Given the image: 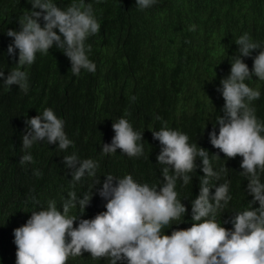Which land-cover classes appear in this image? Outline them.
<instances>
[{"label": "trees", "instance_id": "1", "mask_svg": "<svg viewBox=\"0 0 264 264\" xmlns=\"http://www.w3.org/2000/svg\"><path fill=\"white\" fill-rule=\"evenodd\" d=\"M54 2L65 8L72 0ZM86 3L92 4L101 24L99 33L87 41L92 46L89 58L96 64L95 73L82 70L78 77L74 76L68 58L53 47L49 55L37 53L35 63L22 69L29 74L26 95L17 85L9 89L0 80V264L16 262L13 230L36 210L30 198L35 196L41 208L55 200L59 208L73 190L71 170L65 167L64 156L75 152L81 159L91 158L100 165L97 176L101 183L92 189L90 205L80 217L83 219L106 210V201L98 192L108 174L118 178L131 174L138 182L161 183L162 166L156 160L161 145L153 139L151 130H160L164 121L169 128L186 133L190 143L205 148L210 156L219 154L221 159L212 161L214 170L224 164L228 168L219 183L225 179L231 182L232 200L221 215L222 221H230L252 200L246 192L247 180L239 174L242 157L225 160L210 144L208 132L213 130L216 118L223 115L224 101L217 88L230 72L231 56L238 49L234 40L247 32L264 45V0H157L145 10H139L135 0ZM27 10L31 5L26 0H0V70L5 77L16 67L18 58V50L15 56L7 54L12 38L6 32L19 31L18 19ZM193 24L194 32L189 31ZM258 51L254 50L252 56ZM243 59L251 69L252 58ZM246 83L261 92L253 106L257 117L264 121V82L253 77ZM132 96L135 101L130 99ZM44 108H52L65 121L64 131L74 147L61 151L58 144L38 142L27 150L35 163L21 165L25 120L42 113ZM157 116L161 119L157 120ZM120 117L143 132V156L129 158L119 149L115 154H101L102 144L111 143L115 135L112 123ZM218 130L216 125L217 133ZM196 164L191 183L181 186L182 181L177 182L181 203L188 209L184 222L165 229L167 235L173 229L191 226V201L199 193V177L203 176L199 158ZM36 170L42 175L36 176ZM91 184L92 179L85 177L74 189L77 196L82 198ZM71 214L79 215V208ZM222 226L232 228L230 222ZM67 264L109 262L93 260L84 253L82 257L69 258Z\"/></svg>", "mask_w": 264, "mask_h": 264}, {"label": "clouds", "instance_id": "2", "mask_svg": "<svg viewBox=\"0 0 264 264\" xmlns=\"http://www.w3.org/2000/svg\"><path fill=\"white\" fill-rule=\"evenodd\" d=\"M26 2L31 10L18 19L19 31L8 29L6 32L12 38L7 54L15 56L18 50V58L16 67L6 77L0 70L4 85L9 89L17 85L26 95L29 74L22 69L35 63L37 53L49 55L53 47L68 58L74 76L78 77L82 70L95 73L96 64L89 58L92 46L87 41L99 33L101 24L92 4L72 0L61 8L54 0ZM156 2L135 0L139 10L148 9ZM189 31H196V25H190ZM234 43L238 49L231 56L230 72L217 88L224 101L223 115L216 118L208 138L225 160L242 157L239 174L247 180L246 192L252 197L248 207L235 212L230 221L221 220L232 200L231 182L225 179L219 183L228 168L224 164L214 170L212 161L220 160L219 154L210 156L205 148L190 143L186 133L169 128L164 121L160 130H151L153 139L161 145L156 160L162 166V182L150 185L138 182L131 174L123 178L106 175L98 192L106 201V210L94 218L80 217L90 205L92 189L101 183L97 176L99 162L81 159L75 152L64 156L63 163L71 170L73 190L59 208L55 200H49L46 208H41L35 196L30 198L36 210L22 226L13 230L15 264H67L69 258L82 257L84 253H89L93 260L106 259L109 264H264V121L257 117L253 106L261 92L246 83L253 77L264 82V45L254 41L247 32ZM254 50L259 51L253 57ZM243 58H252L251 69ZM130 99L135 101L136 97ZM25 125L22 136L25 154L20 157L21 165L35 163L27 150L38 142L58 144L61 151L74 147L64 131L65 121L52 108H44L42 113L26 119ZM112 130L115 135L111 143L102 144V155L115 154L117 149L129 158L144 155L143 132L135 130L128 119L118 118L112 123ZM197 158L201 161L203 176L199 177V193L191 201V226L173 229L167 235L165 229L184 222L188 209L181 203L177 182L182 181L181 186L191 183L198 167ZM34 174L42 175L39 170ZM85 177L91 178L92 184L80 198L74 189ZM254 204L258 207H253ZM76 208L79 215L71 214ZM229 222L231 229L222 226Z\"/></svg>", "mask_w": 264, "mask_h": 264}]
</instances>
